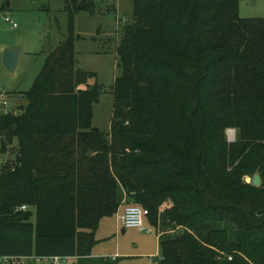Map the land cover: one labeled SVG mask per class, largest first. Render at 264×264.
I'll return each instance as SVG.
<instances>
[{
    "label": "trees",
    "instance_id": "16d2710c",
    "mask_svg": "<svg viewBox=\"0 0 264 264\" xmlns=\"http://www.w3.org/2000/svg\"><path fill=\"white\" fill-rule=\"evenodd\" d=\"M63 1L66 36L0 115V258L117 264L91 256L95 235L135 205L157 234L151 264H264V18H240L239 0H131L102 132V87L74 50L76 15L98 6Z\"/></svg>",
    "mask_w": 264,
    "mask_h": 264
},
{
    "label": "rangeland",
    "instance_id": "374dc122",
    "mask_svg": "<svg viewBox=\"0 0 264 264\" xmlns=\"http://www.w3.org/2000/svg\"><path fill=\"white\" fill-rule=\"evenodd\" d=\"M93 1L98 6L97 14L90 16L82 12L75 17V34L82 39L75 43L74 50L78 68L95 73L96 82L92 81L91 85L97 83L102 87L99 101L94 106L92 124L95 129L107 132L113 105L111 87L120 75L115 49L122 27L132 19V6L131 0ZM63 9V0H0V115L5 112L13 114L18 110V105L23 103L18 91L27 92L30 89L44 57L66 36L67 15ZM238 13L243 19L264 18V0H239ZM5 19L15 22L17 28L11 27ZM3 43H12L22 49L14 74L6 72L1 65ZM235 137V130L226 131L229 143H233ZM16 143L14 139L12 147ZM6 156L0 153V167ZM119 215L117 212L100 221L95 235L98 243L93 247L91 256L118 258L117 264H151V259L159 258L155 229L146 222L144 227L150 233L124 229ZM73 262L72 259H65L61 264ZM16 264L43 263L21 259Z\"/></svg>",
    "mask_w": 264,
    "mask_h": 264
},
{
    "label": "built area",
    "instance_id": "2783aa9c",
    "mask_svg": "<svg viewBox=\"0 0 264 264\" xmlns=\"http://www.w3.org/2000/svg\"><path fill=\"white\" fill-rule=\"evenodd\" d=\"M5 21L11 24V27L17 28L16 23L13 22L12 20L5 19ZM4 106H6L5 103ZM6 113L7 112H5L4 114ZM27 210L28 208L26 206H21L17 208V211L25 212ZM119 216H120L121 225L123 226L124 229H137L140 232L150 233V230L144 227L145 219L148 216V211L146 209L135 205H127L123 208V211ZM228 260H231V258L228 257ZM8 261H12L13 262L12 264H16L17 262V260H14L12 258H0V263L2 264L7 263ZM37 261L48 262L50 264H61L62 262L65 261V259L53 257L49 259L44 258L42 260H37Z\"/></svg>",
    "mask_w": 264,
    "mask_h": 264
},
{
    "label": "water",
    "instance_id": "95a60500",
    "mask_svg": "<svg viewBox=\"0 0 264 264\" xmlns=\"http://www.w3.org/2000/svg\"><path fill=\"white\" fill-rule=\"evenodd\" d=\"M21 47H6L1 54V65L6 72L14 74L18 68L21 57ZM96 130V129H95ZM246 183H250L254 187H258L261 183L259 175H254L252 178H246Z\"/></svg>",
    "mask_w": 264,
    "mask_h": 264
},
{
    "label": "crops",
    "instance_id": "0c3cea01",
    "mask_svg": "<svg viewBox=\"0 0 264 264\" xmlns=\"http://www.w3.org/2000/svg\"><path fill=\"white\" fill-rule=\"evenodd\" d=\"M6 47H16L14 44H12V43H3L2 45H1V52L3 51V49L4 48H6ZM21 53H22V51H21ZM2 54V53H1ZM28 55H30V53H27ZM45 60V57H44V59H43V61ZM42 61V63L40 64V68H42V66H43V62ZM18 66H19V64H18ZM18 69V68H17ZM41 70V69H40ZM17 71V70H16ZM34 80V79H33ZM33 82V81H32ZM32 84V83H31ZM17 91V90H16ZM20 94L21 93H24L23 91H18ZM22 101V100H21ZM24 104V102L22 103V104H20V105H18V110H19V107L20 106H22ZM16 112V111H15ZM123 211V207L122 208H120V210L118 211L120 214H121V212ZM99 228V227H98ZM98 231V230H97ZM123 233H124V231H122ZM113 258V257H112Z\"/></svg>",
    "mask_w": 264,
    "mask_h": 264
}]
</instances>
